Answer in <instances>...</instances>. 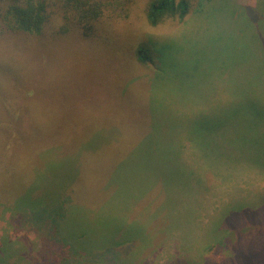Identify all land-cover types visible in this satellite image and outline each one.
<instances>
[{
    "label": "rangeland",
    "instance_id": "374dc122",
    "mask_svg": "<svg viewBox=\"0 0 264 264\" xmlns=\"http://www.w3.org/2000/svg\"><path fill=\"white\" fill-rule=\"evenodd\" d=\"M147 1L88 38L0 33V264H230L212 222L264 218V0L156 26Z\"/></svg>",
    "mask_w": 264,
    "mask_h": 264
},
{
    "label": "trees",
    "instance_id": "16d2710c",
    "mask_svg": "<svg viewBox=\"0 0 264 264\" xmlns=\"http://www.w3.org/2000/svg\"><path fill=\"white\" fill-rule=\"evenodd\" d=\"M203 1L148 0L145 7L146 17L153 26L169 18L182 21L194 6L201 7ZM129 5L130 0H0V33L4 31L42 33L49 24L55 23L59 18L60 23L55 28L58 33L74 30L80 36L88 38L93 35L94 23L106 12L110 17H120L127 14ZM257 7L258 9H255L257 15L254 18L260 15L261 6ZM151 53V48L146 45H141L136 50L137 59L144 64L152 60ZM251 108L242 114L238 123L240 129H250V124L261 115L258 108ZM254 125L255 122L252 126ZM259 136L260 133L253 130L239 134V140L247 144V152H250V155L256 153L253 142ZM222 151L224 162L229 161L230 154L225 153L224 148ZM227 210H230L227 216L223 218L222 215L218 221L212 222L207 247L214 250L219 246L230 250L232 253V256L229 255L232 258L230 264H260V261H264V218L260 217L262 219L257 223H248L249 218L237 220L246 209L233 205ZM253 216L252 214L251 217ZM217 233H220L219 237L216 236Z\"/></svg>",
    "mask_w": 264,
    "mask_h": 264
}]
</instances>
